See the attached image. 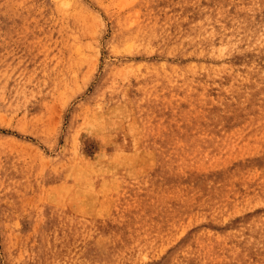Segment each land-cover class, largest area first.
Instances as JSON below:
<instances>
[{"label":"rangeland","instance_id":"rangeland-1","mask_svg":"<svg viewBox=\"0 0 264 264\" xmlns=\"http://www.w3.org/2000/svg\"><path fill=\"white\" fill-rule=\"evenodd\" d=\"M121 263L264 264V0H0V264Z\"/></svg>","mask_w":264,"mask_h":264},{"label":"bare ground","instance_id":"bare-ground-1","mask_svg":"<svg viewBox=\"0 0 264 264\" xmlns=\"http://www.w3.org/2000/svg\"><path fill=\"white\" fill-rule=\"evenodd\" d=\"M221 48H222V47H221ZM81 55H82V54H81ZM259 204H260V203H259ZM224 207H225V206H224ZM239 207H240V205H239ZM240 210H241V209H240ZM241 211H242V210H241ZM262 217H263V216H262ZM173 226H174V225H173ZM249 226H250V225H249ZM228 227H229V226H228ZM231 229H232V228H231ZM226 230H227V229H226ZM158 235H159V234H158ZM239 238H240V237H239ZM248 240H249V239H248ZM94 243H95V242H94ZM110 245H111V244H110ZM159 245H160V244H159ZM259 245H260V244H259ZM98 246H99V245H98ZM110 247H111V246H110ZM187 247H188V246H187ZM185 250H186V249H185ZM104 253H105V252H104ZM191 254H192V253H191ZM99 255H100V254H99ZM192 255H193V254H192ZM102 256H103V255H102ZM171 256H173V255L170 254V257H171ZM93 258H94V257H93ZM96 258H97V257H96ZM101 258H102V257H101ZM133 258H134V257H133ZM191 258H192V257H191ZM113 259H114V258H113ZM117 259H119V258H117ZM189 259H190V258H189ZM195 259H196V258H195ZM197 259H198V258H197ZM197 259H196V261H197ZM94 260H95V259H94ZM97 260H98V259H97ZM115 260H116V258H115ZM118 261H119V260H118ZM118 261H117V262H118ZM131 262H132V261H131ZM170 262H171V258H170ZM187 262H188V261H187ZM243 262H244V261H243ZM245 262H246V261H245ZM245 262H244V263H245ZM247 262H248V261H247ZM247 262H246V263H247ZM184 263H185V262H184ZM189 263H190V262H189ZM193 263H196V262H193ZM121 264H122V263H121ZM127 264H128V263H127ZM221 264H222V263H221Z\"/></svg>","mask_w":264,"mask_h":264}]
</instances>
